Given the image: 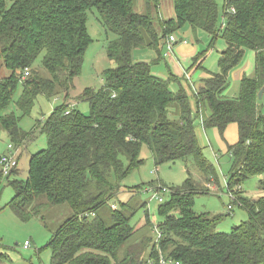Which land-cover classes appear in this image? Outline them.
<instances>
[{"label":"trees","instance_id":"obj_1","mask_svg":"<svg viewBox=\"0 0 264 264\" xmlns=\"http://www.w3.org/2000/svg\"><path fill=\"white\" fill-rule=\"evenodd\" d=\"M139 1L142 11L135 9ZM139 1L0 0V64L9 71L0 78V128L15 150L36 134L45 135L47 144L29 156L26 179L10 181L18 173L16 153V167L6 177L14 193L6 206L22 222L45 206L70 208L72 216L45 247L51 252L50 264H141L148 257L156 264L159 251L179 264H264V179L259 181L262 196L256 199L241 190L248 179L264 177V93L258 99L264 87V0H224L220 25L215 0H172L171 19L162 16L163 0ZM92 10L114 36L105 48L114 68L101 73V88H86L76 98L88 104V112L82 113L68 100L92 41L86 26ZM184 28L210 38L207 49L191 58L188 75L205 69L204 57L218 38L225 43L216 72L197 83L169 70L157 73L166 64L169 38ZM175 44L176 39L169 55ZM141 51L149 52L147 61L134 59ZM248 51L254 53L253 73L240 80L236 97H228L230 75ZM18 86L15 105L22 116L30 114L40 96L62 97V104L31 132L19 128L14 113L3 114ZM197 124L221 136L230 124L238 128L237 142L227 148L231 165L225 188L233 197L228 199L230 211L237 205L247 219L227 233L217 232L216 225L229 214L193 209L196 196L216 195L221 188L218 166L197 139ZM144 145L155 167L190 159L201 179L187 171L181 185L169 187L170 194L157 206L162 221L153 225L161 233L158 248L152 246L143 261L130 250L142 239L127 243L134 234L128 215L131 199L119 202L127 213L108 203L144 163ZM105 207L110 224L100 215Z\"/></svg>","mask_w":264,"mask_h":264},{"label":"rangeland","instance_id":"obj_2","mask_svg":"<svg viewBox=\"0 0 264 264\" xmlns=\"http://www.w3.org/2000/svg\"><path fill=\"white\" fill-rule=\"evenodd\" d=\"M223 1L224 0H215L219 13L218 25L222 23L221 14ZM138 3L139 5H137L135 9L137 11H142V1H139ZM86 26L88 35L92 41L84 54L81 72L74 78L72 91L69 93L70 98L68 100V103L70 104L77 103L76 107L82 113L88 112V104L79 99H77V101L76 98H78V96L86 88L94 90L101 88V73L107 68H114L113 62L108 60L105 53V48L108 42L111 41L114 36L105 32L98 20V15L95 10L88 12ZM194 38L197 39L198 43H195ZM175 39L177 44H175L173 52L169 56L170 58L167 62H174L172 60L179 59V61L184 65L186 61H184L185 59H182V56L187 53L191 54L192 52L191 56H197L200 51L207 49L210 38L201 31L192 32V30L184 28L177 34V36H175ZM180 39L185 40L188 44H181L179 42ZM223 48H225V43L222 39L218 38L214 42L213 47L210 48L204 57L203 65L205 69L210 66L217 65L218 55L223 51ZM148 53V51H141L138 54L136 52L133 54V57L136 61L139 60L138 58L142 61H147L148 59H146V55L149 56ZM250 55L252 58H250ZM243 65L245 66V74L250 76L251 70L254 69L253 54L249 53L245 56ZM170 68L171 72L174 74H181V71L176 66L174 67L172 65ZM8 74L9 71L0 64V78L5 77ZM232 80L233 81L231 82V86L229 88V95L236 97L239 90V82L233 79V73ZM20 93L21 88L18 86L14 94V102L9 105L3 114L14 113V115L18 118L19 128L25 132L36 130L34 128L37 126V123H42L51 111L57 106H60L63 102L61 96L50 100L40 96L37 98L30 114L28 116H22V113L15 105ZM196 135L199 143L201 141L200 145L204 147L205 141L203 140V136H205V134L198 124L196 125ZM9 145L13 147L7 134L0 128V156L8 154ZM46 146L45 135L36 134L32 140L26 142L24 147L17 148V150L13 148L12 152L17 154L20 153V158L17 166L18 173L9 176V180H25L27 176L29 156L45 149ZM212 149L214 152L217 151L215 144H212ZM205 152L207 156L210 153L207 147H205ZM140 157L144 160V163L122 181L121 185L123 186V189L120 191L117 199L109 201L108 205L115 204L116 206H119V202L125 203L131 199L129 203L131 210L128 212V215L132 214L130 218V225L134 227V234L132 238L127 241V243L128 245H132L133 243L131 242L142 239L139 245L130 247V250L133 254H137L138 259L144 261L149 256L151 247L154 246L155 243L156 234L153 229V225H157V223L162 221V217L157 214V206L159 203L155 200H151L153 193L147 191V189L150 188L147 185L151 184L154 188H158L159 186H166L168 188L171 186H179L187 178V171L195 180L201 179V177H199L200 174L197 172L190 159L155 167L150 150L145 145L141 148ZM230 162L229 158L225 157L220 160V164L214 161L215 165L218 166L221 188L218 190L216 195L196 196L193 207L196 213H210L214 215L220 214L223 216L229 214L216 225V231L224 233L229 232L233 227L238 226L247 219L246 212L237 205L232 204V212L227 209V206L230 205L228 201V195L230 194H227L226 192L225 178L228 175L231 165ZM223 163H226L227 166L226 164L224 166ZM262 178L264 179V177L256 176L248 179L241 185V190L249 199H256L257 197L262 196V191L259 190V181ZM136 186H139L138 188L140 189L135 190ZM203 186L207 187V184L203 183ZM212 186V190L215 191L216 188H214V185ZM13 193V189L7 185L6 177H1L0 253L3 257L0 258V264H50L51 252L45 247L49 242L51 235L57 230V228L65 220L72 216V211L65 204L58 206H45L42 210H40V214H38V216H34V218L29 221L22 222L6 206L13 197ZM165 198L166 197H164V199ZM119 210L127 213L126 209H122L120 206ZM146 211L148 214L147 220H149L150 224H147V220L145 219ZM109 214L110 211L108 207H105L100 211V215L106 219L107 224H110L109 218H107ZM25 241L30 244L28 249L23 248V243Z\"/></svg>","mask_w":264,"mask_h":264},{"label":"crops","instance_id":"obj_3","mask_svg":"<svg viewBox=\"0 0 264 264\" xmlns=\"http://www.w3.org/2000/svg\"><path fill=\"white\" fill-rule=\"evenodd\" d=\"M161 12H162V16H163L164 19H171V18L174 17L172 0H163L162 6H161ZM184 41L185 40H183V42H181V44L187 45L188 43L186 41L185 42ZM192 53L191 54L187 53V54L182 56V59L183 60L185 59L184 61H186V63L184 65H183V63H181L179 61V59L172 60L174 62H167V60L170 58L169 56L171 54L168 55L166 57V64L159 65L160 72H157V73L160 74V75H164L168 70L171 71L170 66L173 65L174 67L176 66L181 71V74L187 75L191 82L197 83V81H199L200 79L207 78V77L210 76V74L216 72L217 65H214V66H210V67L204 69L203 71H199V72L193 73L192 75H190V74L188 75L186 71H187L188 67L191 64V58L194 57V56H191ZM249 53L253 54V59H254V53L253 52L248 51L246 53V56ZM146 56H147L146 58H148V59L150 58V55L149 56L146 55ZM250 58H252L251 55H250ZM232 73H233V79L237 80L239 83H240V80L243 77H249V76H247V74H245V66L243 65V63H242V65L240 67L235 69ZM232 73L230 75L229 88L231 86V82L233 81L232 80ZM252 73H253V70H251V75H252ZM181 74H176V75H181ZM229 88L226 90L225 94L228 97H234V96H230L229 95ZM262 111L264 113V109ZM198 126L202 129V127L200 125H198ZM203 132L205 134V136H203V140L205 141V143L203 142L204 143V147H207L209 149L210 153H209L208 156L213 161V163H214V161L219 163L220 160L223 159V157L229 158V156L227 155V148H228L229 145L235 144L237 142V140H238V128H237V125H235V124L228 125L226 127L224 133H223V136H221L216 129H211V130H207V131L203 130ZM229 138H230V140H229ZM200 143H201V141H200ZM212 144L216 145V149H217L216 152L213 151ZM18 156H19V153H18ZM18 162H19V160H18ZM229 162H230V158H229ZM225 164L226 163H223L224 166H225ZM226 166H227V164H226Z\"/></svg>","mask_w":264,"mask_h":264},{"label":"built area","instance_id":"obj_4","mask_svg":"<svg viewBox=\"0 0 264 264\" xmlns=\"http://www.w3.org/2000/svg\"><path fill=\"white\" fill-rule=\"evenodd\" d=\"M174 42H175L174 37L173 36L170 37L166 45V55H169ZM27 75H28V71L25 70L23 77H26ZM12 150H13V147L9 145L8 154L0 156V173L4 177H7L10 174V172L16 167V156H15L16 153L12 152ZM147 191H150L153 193L151 196V200H155L159 204L163 203L164 197H167L171 192L170 188L164 187V186H159L158 188L150 187L149 189H147ZM228 196L230 199H233V197H231L230 195ZM227 209L230 211L231 207L228 205ZM154 230L156 234L154 245L156 246V249H157L158 243L161 238V233L156 228ZM29 247H30V244L27 241H25L23 243V248L28 249ZM155 262L156 264H179L178 262H173L170 259L165 258L160 251L158 254V258ZM141 264H154V261L150 257H148V259L145 262H142Z\"/></svg>","mask_w":264,"mask_h":264},{"label":"water","instance_id":"obj_5","mask_svg":"<svg viewBox=\"0 0 264 264\" xmlns=\"http://www.w3.org/2000/svg\"><path fill=\"white\" fill-rule=\"evenodd\" d=\"M263 93H264V87H262L258 93V99L260 100L263 96Z\"/></svg>","mask_w":264,"mask_h":264}]
</instances>
